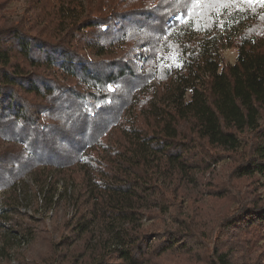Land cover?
Segmentation results:
<instances>
[{
	"label": "trees",
	"instance_id": "16d2710c",
	"mask_svg": "<svg viewBox=\"0 0 264 264\" xmlns=\"http://www.w3.org/2000/svg\"><path fill=\"white\" fill-rule=\"evenodd\" d=\"M12 1L0 225L34 235L22 185L59 222L48 264H264V4Z\"/></svg>",
	"mask_w": 264,
	"mask_h": 264
},
{
	"label": "rangeland",
	"instance_id": "374dc122",
	"mask_svg": "<svg viewBox=\"0 0 264 264\" xmlns=\"http://www.w3.org/2000/svg\"><path fill=\"white\" fill-rule=\"evenodd\" d=\"M25 4V0H14L6 8L5 12L7 15L17 14L22 11ZM224 57L230 63H234L237 57L236 48H227L224 50ZM227 160L218 163L215 166L217 172L221 173L224 169V164ZM264 180V178H262ZM25 182H29L32 185L31 175L28 174L23 177ZM21 191L19 194L21 198V210L27 214L33 215L34 220H29L28 218L23 219L21 217L17 218L16 221L20 220L22 223V228H25L24 232H31L34 235L24 233L19 234L12 228H5L0 225V264H48L47 258L51 256V240H57L61 230L57 227L59 222L53 224L50 219L52 212L49 213L48 219L39 223L37 220L44 218L46 212L41 213L36 212V197L34 192L30 189H26L20 185ZM11 189L6 188L0 190V207L7 197ZM209 201L208 197L204 202ZM59 216L63 217L65 210L59 211ZM151 220L146 221V225L150 224ZM159 223H154L153 226H157ZM21 228V227H16ZM262 229V228H261ZM258 229L257 232L259 236L257 238V245L264 244V230ZM24 235V236H23ZM22 236V237H20ZM35 237V238H33Z\"/></svg>",
	"mask_w": 264,
	"mask_h": 264
},
{
	"label": "snow or ice",
	"instance_id": "6c2138e0",
	"mask_svg": "<svg viewBox=\"0 0 264 264\" xmlns=\"http://www.w3.org/2000/svg\"><path fill=\"white\" fill-rule=\"evenodd\" d=\"M194 3L205 4V3H235L236 0H193ZM247 4H264V0H243ZM203 14V13H202ZM110 89L111 85L108 86Z\"/></svg>",
	"mask_w": 264,
	"mask_h": 264
},
{
	"label": "crops",
	"instance_id": "0c3cea01",
	"mask_svg": "<svg viewBox=\"0 0 264 264\" xmlns=\"http://www.w3.org/2000/svg\"><path fill=\"white\" fill-rule=\"evenodd\" d=\"M238 53V52H237Z\"/></svg>",
	"mask_w": 264,
	"mask_h": 264
}]
</instances>
